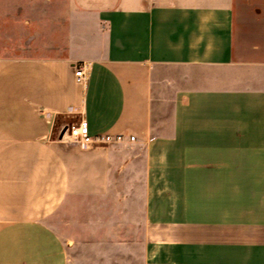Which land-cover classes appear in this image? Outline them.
<instances>
[{
	"label": "crops",
	"instance_id": "crops-1",
	"mask_svg": "<svg viewBox=\"0 0 264 264\" xmlns=\"http://www.w3.org/2000/svg\"><path fill=\"white\" fill-rule=\"evenodd\" d=\"M35 1L64 53L0 55V264H75L49 220H123L107 197L129 160L140 264H264V0ZM78 123L125 140L60 137ZM110 229L96 264L124 263Z\"/></svg>",
	"mask_w": 264,
	"mask_h": 264
},
{
	"label": "rangeland",
	"instance_id": "rangeland-1",
	"mask_svg": "<svg viewBox=\"0 0 264 264\" xmlns=\"http://www.w3.org/2000/svg\"><path fill=\"white\" fill-rule=\"evenodd\" d=\"M41 5V2L35 0H0V55L8 57L55 56L64 53V50L59 48H43L39 45L42 44L39 43L40 37L46 35L45 31L52 27L58 29L57 25L52 26L50 22L49 25H37L40 18L30 13H34L35 9ZM101 144H122V142ZM122 146L128 157L140 152V148L132 145L123 143ZM142 175L143 162L129 160L123 178L119 177L117 171L112 176L107 203H112L113 207H109V212L111 214L118 212L117 216H123V220H103L104 222L97 223L96 227L94 221L99 220H49L65 240H71L69 241L71 255H75V264H96L94 257L85 256V254L89 255L97 250V245L92 241L93 239L99 240L97 236L101 234L98 230L106 232L110 228L113 235L117 231L119 235L120 229L123 231V264H140L144 223ZM108 242L105 243V240H102L103 245H107Z\"/></svg>",
	"mask_w": 264,
	"mask_h": 264
},
{
	"label": "built area",
	"instance_id": "built-area-1",
	"mask_svg": "<svg viewBox=\"0 0 264 264\" xmlns=\"http://www.w3.org/2000/svg\"><path fill=\"white\" fill-rule=\"evenodd\" d=\"M75 76L77 77V79L84 78L85 76L84 64L81 66V68L75 71ZM60 137L79 142L80 144L86 146L93 144L108 143V142H123L125 140V137L120 134L117 135L103 134L94 137L89 136L86 133L85 127L81 123H78L77 125H70L61 128ZM128 140H134V137L130 136Z\"/></svg>",
	"mask_w": 264,
	"mask_h": 264
}]
</instances>
